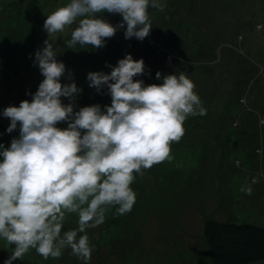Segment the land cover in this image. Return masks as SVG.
<instances>
[{
    "label": "rangeland",
    "instance_id": "obj_1",
    "mask_svg": "<svg viewBox=\"0 0 264 264\" xmlns=\"http://www.w3.org/2000/svg\"><path fill=\"white\" fill-rule=\"evenodd\" d=\"M69 2L0 0V32L8 36L7 43L0 39V144L6 149L19 138V123L8 133L10 119L3 111L31 102L44 79L35 53L45 47V40H55L56 59L65 65L61 84L74 82L81 90L72 102L74 112L111 106L107 87L97 92L87 76L110 74L126 55L143 59L144 74L134 80L145 86L184 72L194 82L206 115L186 119L183 138L171 145V160L136 176L131 185L136 202L129 213L118 216L113 208L102 225L87 230L93 247L87 264H211L202 238L205 219L264 226V28H256L264 25V0H161L164 11L148 9V37L125 39V25L101 48L67 47L78 22L48 36L47 15ZM98 18L113 26L123 20L106 12ZM28 38L25 56L17 60L15 45ZM61 101L71 102L65 97ZM56 127L63 130L68 124ZM254 177L258 182L252 184ZM249 184L250 196L240 191ZM76 221L75 214L67 215L63 231L75 229ZM13 248L0 240V263ZM13 264L85 262L66 248L59 259L47 260L33 249Z\"/></svg>",
    "mask_w": 264,
    "mask_h": 264
},
{
    "label": "clouds",
    "instance_id": "obj_2",
    "mask_svg": "<svg viewBox=\"0 0 264 264\" xmlns=\"http://www.w3.org/2000/svg\"><path fill=\"white\" fill-rule=\"evenodd\" d=\"M149 7L162 12L166 5L161 0H70L47 15L44 30L54 37L78 22L69 48L104 47L125 25V39L143 41L152 29ZM105 12L119 14L122 23L113 26L98 18ZM54 42L45 40L35 53L44 79L31 102L3 111L10 119L8 133L20 125L19 138L9 148L0 144V240L14 245L4 264L22 260L33 249L45 260L59 259L66 248L87 264L93 251L87 230L102 225L113 208L118 216L129 213L136 202L131 187L136 176L171 160V145L183 138L186 119L206 115L194 82L184 72L145 86L134 80L144 74V61L131 55L119 60L110 74L87 76L97 92L107 87L111 106L74 112L72 102L81 90L74 82L61 84L65 65L56 59ZM61 97L71 102L64 105ZM60 122L68 127H56ZM257 182V177L251 181ZM240 191L250 196L253 189L249 184ZM70 214L77 216V227L63 231Z\"/></svg>",
    "mask_w": 264,
    "mask_h": 264
},
{
    "label": "trees",
    "instance_id": "obj_3",
    "mask_svg": "<svg viewBox=\"0 0 264 264\" xmlns=\"http://www.w3.org/2000/svg\"><path fill=\"white\" fill-rule=\"evenodd\" d=\"M0 39L7 43L8 36L1 31ZM1 45V42H0ZM29 38L15 45L17 60L25 56ZM202 238L210 256L211 264H257L264 262V226L233 224L215 219H205ZM4 250L0 249V255ZM6 255V254H5ZM9 258L6 257V260ZM4 264V263H0Z\"/></svg>",
    "mask_w": 264,
    "mask_h": 264
}]
</instances>
